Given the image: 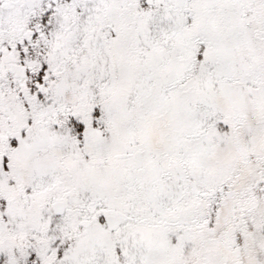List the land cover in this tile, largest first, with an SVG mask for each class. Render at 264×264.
Masks as SVG:
<instances>
[{
    "label": "snow or ice",
    "instance_id": "6c2138e0",
    "mask_svg": "<svg viewBox=\"0 0 264 264\" xmlns=\"http://www.w3.org/2000/svg\"><path fill=\"white\" fill-rule=\"evenodd\" d=\"M0 264H264V0H0Z\"/></svg>",
    "mask_w": 264,
    "mask_h": 264
}]
</instances>
